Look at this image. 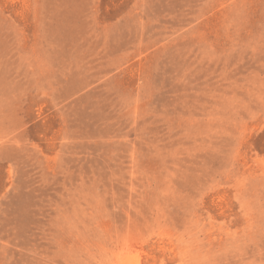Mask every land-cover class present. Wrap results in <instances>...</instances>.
Wrapping results in <instances>:
<instances>
[{
    "label": "rangeland",
    "instance_id": "374dc122",
    "mask_svg": "<svg viewBox=\"0 0 264 264\" xmlns=\"http://www.w3.org/2000/svg\"><path fill=\"white\" fill-rule=\"evenodd\" d=\"M0 264H264V0H0Z\"/></svg>",
    "mask_w": 264,
    "mask_h": 264
}]
</instances>
